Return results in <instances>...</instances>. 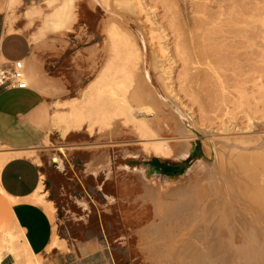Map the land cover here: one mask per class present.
Wrapping results in <instances>:
<instances>
[{
  "label": "rangeland",
  "instance_id": "rangeland-1",
  "mask_svg": "<svg viewBox=\"0 0 264 264\" xmlns=\"http://www.w3.org/2000/svg\"><path fill=\"white\" fill-rule=\"evenodd\" d=\"M48 1L45 0L38 5L42 8L43 15L36 18L33 25L24 17V12L29 9L28 6H19L10 10L7 8L8 0H0V12L6 13L7 21L14 30L23 32L29 38L34 50L39 54L36 61L44 67L42 71L34 70L36 78L30 86L38 88L47 99V136L40 145L24 153L23 156L31 158L41 167L42 178L44 177V180H42L44 191L49 193L48 200L54 203L57 210L55 218H52L49 214L55 225V231L57 230V234L54 235L59 240V247L57 248L61 247L55 253H72L76 257L83 245L95 242L101 245L100 249L88 257L85 256L81 264H158L159 262V264H162V262L165 264L168 257V260H173V262L169 263L167 260L166 264H190L189 262L196 264L198 261L193 259L194 256L198 258L200 251H202V253L200 252L201 256H199L201 259H198L202 262L206 256L203 254H206V251L209 250L208 246L211 247L210 242L212 243L214 240V242L221 244L224 240L222 245L225 246V227H222L225 224L221 222L222 225L217 226L218 220L224 222L225 219L223 217L222 201L219 200L222 192H216L215 194V191L219 190L217 188L220 187L214 185L209 187L204 181V176L197 178L196 163L198 160H202L208 165L216 164L217 173L220 177H223L224 174L229 175L228 169L231 165L229 157L233 154L236 162L234 163L238 167L240 146L235 144L232 145L234 148L232 146H229V148L223 144V140L233 141L238 136L236 140L248 137L260 142V139L264 138V0H108L107 3L113 10L114 7L118 9V12L121 10V13L129 19V25L122 26V31L128 35L132 34L130 35L132 39L136 37L138 40L140 37L143 38L146 44L147 59L150 63H153V59L156 58L157 61H160L159 65L161 64L162 68L157 69V67V70L150 68L153 86L165 97L171 99L170 95L173 94L172 96H175L174 98H177V102L179 101V104L183 107L176 103L173 97L171 100L182 107L190 118L193 117L191 120L194 123L196 122L197 127L210 131L211 135L215 132L216 139H219V142L222 140V143L220 142L217 146V158L209 156L210 154L208 155L203 141L198 140L191 155L184 160H178L175 155L178 150L177 142L174 141L177 138L175 133L177 123L175 120L167 118L168 115L171 117V112L168 109H162L161 114H159V111H157L159 108L150 101L147 103V99L142 97L143 93L140 89L138 90L139 97H136L138 99L134 97V92L138 88L139 71L141 72L142 62L140 61H136L138 69L133 73V82L130 84L127 97H130L134 108L136 106L137 108L148 106L154 111L157 108L155 112L159 121L153 125V129L158 135L156 138L173 141L170 145L175 154L169 159L153 155L148 158L149 160H146L142 155L143 151H141L144 148V143L141 141L136 129L131 124H125L124 117L116 118L108 125L97 123L92 126L93 128L82 129L80 132L70 131L72 132L71 135L63 138V128L53 124L52 116L67 114L72 108L69 102L80 100L90 90L103 68L109 63L112 54L109 49L108 34L111 26L116 21L103 8L96 5L94 0H71L74 5V12L77 15V21L60 33H56L52 29L42 31L43 18L53 10V8L48 7ZM64 1L66 0H55V7L60 6ZM125 2L130 3L132 6L136 4L133 8L130 5V9L125 5ZM115 25L120 27L118 23ZM161 47L167 50L165 54L162 53ZM91 48L92 50H90ZM154 55L157 57L155 58ZM29 70L30 68H28V72L26 71L27 77L30 75ZM160 78L163 79L162 83L165 81L163 84L159 80ZM165 83L169 90L163 86ZM134 104L136 105L134 106ZM250 118L252 123L255 122L254 124L259 125L260 130L255 134L245 135L244 129L251 122ZM159 127H161V130L158 129ZM226 137L234 138L230 140ZM219 146L221 148L223 146L226 152H223L225 150ZM235 146L237 147L235 148ZM237 148L239 149L233 150ZM237 151L239 153L236 155ZM262 151L256 157L242 159L249 167L250 164L252 167L258 166V162L261 161L259 167H257L258 169L251 167L254 172H259L260 185L264 184V166L261 165L264 162V156L262 157L264 149ZM127 152H137L139 156L137 158L129 157L125 155ZM228 153L231 155L229 156ZM257 158L258 160L255 162ZM155 161H163L164 166L173 169L161 176V173L155 169ZM97 167L102 168L97 173L93 172V169ZM252 169L245 174H252ZM164 175H167V178ZM260 177L263 178V181ZM185 178L191 182L189 203H187L188 199L185 202L187 205L180 199L170 198L168 195L157 198L158 200L148 196L150 192L148 186L150 185L157 187L161 184L177 187L185 181ZM198 182L202 187L201 189L197 186ZM202 183H204L203 186ZM193 184L195 185L193 190L197 193L192 190ZM252 186L246 188L247 195L245 196L251 213L249 218L250 216L259 217L261 215H256L258 211L255 210L261 209V205L256 203L255 197L257 194L256 191L253 192L255 186ZM215 188L216 190H214ZM248 194H253L255 197H251V200ZM109 199H112V202ZM191 200L193 202L190 203ZM198 200H200V203ZM81 202H85L87 207L82 206ZM182 202L184 205H182ZM177 205L182 206L177 207L179 211L175 209ZM183 207L186 209H183ZM202 207L205 214L202 212ZM161 208L162 210H160ZM252 209L254 210L252 211ZM194 210L196 213H194ZM180 211H183V215ZM190 213H193L192 215L197 218ZM179 214V217L183 218H181L182 220L178 219ZM211 216L214 217L211 218ZM173 217L175 221L172 219ZM175 217L180 221L178 224ZM186 217L188 218L186 220L187 224L185 223ZM262 217L261 220L264 225V218L262 219ZM0 218L5 221L4 224L15 231L10 213L5 207L1 194ZM170 219L173 220L171 222L173 226L177 224L173 228L170 222H166ZM194 219H198L201 224L197 225L199 222ZM202 220H205L207 227L211 226L208 231L206 227V229L202 227L204 224ZM206 220L212 221L211 224ZM192 225H195L194 228ZM2 226L3 223L2 225L0 223V233ZM179 226H181V231ZM183 228H189L187 229L189 238H180L184 237L183 235L186 236V231ZM195 228L196 231H194ZM197 231L198 233H196ZM179 232L184 234L180 235ZM206 232L214 239L206 235ZM199 234L206 237L207 241L205 238H200ZM175 235L180 236L176 238ZM192 235L193 237H191ZM194 236H197L196 241ZM263 236V233H260V236L257 235L259 239L260 237L263 239ZM158 237L159 239L156 240ZM207 237L212 238V241L208 240ZM160 238L168 241V238H171L172 241L164 243L166 247L169 245V248H167L168 250L171 249V253L170 250L167 251L166 249L165 251L166 247L163 248L160 245L164 242ZM178 238L181 241H178ZM219 238H221V242H218ZM183 239H186V241H183ZM201 239L203 242L205 240L203 244H201ZM60 240L64 241L61 242ZM148 240H150V243L146 245ZM151 242H155L156 245H152ZM170 242H173V245L177 243V246L171 245L173 250L172 247L170 248ZM180 242H182L181 245ZM217 243H214L216 245H213L216 247L212 245L211 249L213 250L214 247L216 250L221 251L218 252L214 249L215 251L213 250L212 253L210 250V253L215 254V256L208 252L209 256L214 258L210 259L207 254L206 258H208L204 259L203 264H213V261L215 264H225L226 258L229 261L228 256L225 254L226 249H220L223 246L220 245L219 247ZM65 244L66 247H63ZM147 247H149V250H147ZM175 247L179 249L183 247L184 251L180 250V253L182 251L185 255L179 254V250H176ZM203 249H207L206 253L203 252ZM163 251L169 252V256H165ZM172 251L175 252L173 254L180 257H176V255L170 257ZM156 253L165 257L162 258L158 254V257L161 258L159 260L155 256ZM148 255L150 257L153 255L158 260H155L156 258L153 256L149 259ZM188 256L193 258L188 259ZM219 256L220 258L216 262L215 257ZM42 257L44 258L43 264H47L51 256ZM187 260L192 261L188 262ZM227 263L229 264V262Z\"/></svg>",
  "mask_w": 264,
  "mask_h": 264
},
{
  "label": "bare ground",
  "instance_id": "bare-ground-1",
  "mask_svg": "<svg viewBox=\"0 0 264 264\" xmlns=\"http://www.w3.org/2000/svg\"><path fill=\"white\" fill-rule=\"evenodd\" d=\"M128 1H131V0H128ZM107 2H108V0L107 1H105V0H94V3L96 5H98L101 8H103L105 10V12L107 14L111 15L113 17L112 19L114 21H116L120 25V27L116 26L115 24H117V23L115 22V24H113L111 26V28L109 30V34H108L109 35L108 36L109 37V49H110V53L112 54V58H111V60L108 61L109 63L103 68V70H102L100 76L98 77V79H96L94 81V84L90 88V90L89 91L86 90L87 92L83 95V97L80 100H72V101L69 102L70 105L72 106V108L67 114H65V115L64 114L63 115H55V116L52 117L53 124L58 125L59 128L62 127L63 128L62 135L65 136L70 131H81L82 129L91 128L93 125H95L97 123H99L101 125H108V124H110V122L112 120H115L116 118H119V117H124L125 124L126 125H130L131 124L136 129V131L138 132V135L140 136L141 141L144 143V148H143V150H141V151H143L142 155L144 156V158L148 159V158L152 157L153 155H155V156H159V157L162 156V157H165V158L169 159L170 157H172L175 154V152L173 151V149H172V147L170 145V143H172L173 141H169V140L164 139V138H156V136L158 137V135H156L157 133L153 129L154 123L159 121V118H158V116H157V114L155 112L156 109L159 108V110L157 109V111H159V114H161L160 111L162 109H168V111L171 112V117H170V115H168L167 118L170 119V120H173V121L175 120L176 123H177V131L175 132L176 135H177V138L174 139V141L177 142V146H178L177 153L175 154L177 159L178 160L187 159L191 155L192 151L194 150L195 143L198 140H202L203 141L204 146L206 148V151L208 152V155L210 154L209 156H213L214 158H217V153H216L217 146L219 145L220 142L222 143V140H220V142H219L218 141L219 139L218 140L216 139V137L214 136L215 132L211 135L210 131L205 130L203 128L197 127L196 126L197 124H195L196 122L194 123L191 120V118H193V117H191V118L189 117V115L185 112V110H183V108H182L183 106L181 104H179V101L177 102V100H176L177 98L175 99L174 98L175 96H172L173 94L170 95L171 99L174 98L175 102L178 103L179 105H181L182 107H180L178 104H175L169 97H165L164 95H162L159 92V90L153 86L152 79H151V74H150V68H153V69L154 68L156 69L157 67H158L157 69L162 68L161 64L159 65L160 61L156 60L157 59L156 55H154L156 59H153L154 60L153 63H150L148 61L146 44H145L143 38L140 37L139 40H138L137 37H136L137 39L136 38L132 39L131 38L132 36L130 37V35H132V34L128 35L127 33H124L122 31L121 27L122 26L126 27L127 25H129L128 24V23H130V22H128L129 19L121 13V10H119V12H118V9H115V7H114V10H113L111 8V6H109V4ZM119 2H121V1H119ZM125 3H126L125 5L128 6L130 9H131V7L133 8V6L136 4L135 3L132 6L130 3L128 4V2H125ZM122 4H124V3H122ZM130 5H131V7H130ZM161 49H162L161 50L162 53L165 54L167 50L164 47H161ZM90 50H92V48ZM92 53H93V51H92ZM183 55H184V53H183ZM136 61L142 62V66L140 67L141 69L139 68L141 70V72L139 71L140 76L138 77L139 78L138 79V81H139L138 82V88L135 87L136 91L134 92V97L135 98L139 97L138 90L140 89V91L143 93L142 94L143 96L142 95L141 96L147 99L146 100L147 103L150 101L151 103L156 105L157 108L155 109V111L153 109L149 108L148 106H140L138 108L136 106V108H137L136 109V108L133 107V105L131 103V100H130V97L129 98L127 97L128 89L130 88L131 82H133V73H134V71H136L138 69V67H137L138 65H137ZM249 68H251V67H249ZM252 68H254V67H252ZM159 80L162 83L163 79L161 80V78H160ZM164 82L165 81H163V83ZM27 83H28V80H27ZM28 85H29V83H28ZM163 86L166 87L167 86L166 83ZM168 88L166 87L167 90H169ZM131 98H132V96H131ZM136 99H138V98H136ZM77 101H79V102H77ZM135 105L136 104H134V106ZM250 121L251 122L244 129V134L245 135H248L250 133L255 134L256 132H258L260 130L259 125L254 124L255 122L252 123V119L251 118H250ZM160 128L161 127H159L158 129H160ZM160 130H158V131H160ZM228 134L231 135L232 133H228ZM238 134H240V133H238ZM258 134H260V133H258ZM226 136H227V134H226ZM228 137H226V138L230 139V140L234 138V137L233 138L232 137L228 138ZM236 138H238V136ZM236 138H235V140L233 139V141H229V140L226 141V139H225V141L223 140V142H224L223 144H225L228 147L232 146V145H235V144L240 146V149L239 148L233 149V150H238V149L240 150L239 151L240 153L238 151H237V153H235L236 151L233 152L236 155L239 153L238 156L240 157V159H238V161H237L238 162L237 163L238 167H236V165H235L236 162L234 161L235 159H234V156H233L232 152L230 151L232 155L229 154L230 152L228 153L229 156L231 155L229 157L231 159L230 160L231 162L229 161L231 165H230L229 169L226 168V169L229 170V173H228L229 175L224 174L223 177H220L219 173H217L218 169H217V165L216 164L208 165L205 162H203L202 160H198V162L196 163V166H195V171H196V177L197 178H199L201 176H204V181L208 184L209 187H211L213 185L216 186V187L217 186L220 187V188H217L219 190L215 191V194H216V192L217 193L218 192L219 193L222 192L221 193L222 196L220 197L222 199L219 198V200L222 201L223 217H224L225 221L223 222L221 220H218L217 226L221 222H222V224L223 223L225 224V225L220 224V225H222V227L223 226L225 227V230H224L225 231L224 232V237L226 239L225 246L222 245L224 243V240L222 241L221 238H219L218 242L222 241L223 243L221 242V244H219L217 242H214V240H213V242L212 243L210 242L209 245H211V247H212V245L214 243H217V245L219 244V247H220V245L223 246V248L221 247L220 249H223V250H224V248L226 249V253L225 254L228 256L229 261H227V258L225 257L226 258V260H225L226 263L225 264H228L227 262H229V264H264V236H263V239H261V237H260V239H259V237H257V235L260 236V233H263V235H264V225H263V221L261 220V217L264 215V186H263L264 184L262 183L263 185H260L261 182L259 180V176H260L259 172L256 173V171L254 172V170L252 169L253 167H256V169H258L257 167H259V165H260L259 162H261V161L258 162V164H259V165L257 164L258 166H253V167L251 166V164H250V167H249V165L245 161H242V159L245 160L248 157H252V156L256 157V155L261 154V153H259L260 151L263 152L262 150L264 149V138L260 139L261 140L260 142H256V140H252V138H248V137H243V139H241V140H236ZM240 138H242V137L240 136ZM222 139H224V138H222ZM232 147L234 148V146H232ZM232 147H231V150H232ZM236 147L237 146H235V148ZM222 148H223V146H222ZM219 149H218V151H219ZM223 150H225V149L223 148ZM223 152H226V150L223 151ZM125 155L129 156V157H134V158H137L139 156V154L137 152L136 153H128L127 152ZM226 155H227V153H226ZM263 156L264 155H262V157ZM107 160H109V159H107ZM257 160H258V158L255 160V162ZM3 162L4 161H0V171H1L2 166H3ZM108 162H110V161H108ZM261 165L264 166V162ZM219 168H220V166H219ZM251 169L253 171L252 174L247 173V175H246L245 173L247 171L251 170ZM261 173L262 172L260 171V174ZM236 175H238V176H236ZM141 176L144 178L142 173H141ZM261 177H260V179L262 180L264 177L263 178H261ZM190 183L191 182L188 179L185 178V181L181 185H179L177 187H171L170 185H161V184H159V186H157V187H153V185H150V186H148V188L150 189V192H149L148 196H150L152 199H157V198H160V197L163 198L164 196L168 195L170 198H174V199H177V200L180 199L184 203L188 199L187 203H189V199H190L189 197L191 195V191H190L191 184ZM204 183H202L201 185L203 186ZM221 183H222V186H221ZM197 184H198L197 185L198 188L201 189L202 187L199 185V182ZM252 185L255 186V190H253V192L256 191L257 195L252 192L253 194L256 195V197H255V195L253 196V194H248V196L250 198L251 197H255L256 200L258 201V202L256 201V203H260L262 210L261 209H256V207H257L256 206L255 207V209H256L255 211L256 212L258 211V214L256 213V215H258V216L260 214L261 215L259 217H254L253 216L254 218L250 216V218H249V215H251V213L249 212V210H250L249 203L247 202L248 200L246 201L245 196L247 195V189L246 188H248V186L251 187ZM197 186H196V188H197ZM194 187H195V185L192 186V190L194 189ZM214 190H216V188ZM43 191H44V187L42 185V186H40L39 190L37 191V193L33 197V200H34L35 203H38V204L44 206L46 208L47 213L50 214V216L52 218H55L57 210H56L54 204L47 200L48 193H44ZM198 191H200V190H198ZM250 191H252V190H250ZM194 193H197V191H194ZM209 199H211V197H209ZM247 199H249V198H247ZM251 200H252V198H251ZM198 201L200 203V200H198ZM211 201H212V199H211ZM218 201H217V204H218ZM163 202H165V201H163ZM174 202H176V201H174ZM191 202H193V200H191L190 203ZM202 202H205V201H202ZM171 203H173V202L171 201ZM184 203L182 205H184ZM206 203H207V201H206ZM254 203H255V200H254ZM154 204H155V202H154ZM163 204H165V203H163ZM193 204H191V205H193ZM157 205H158V203H157ZM168 205H170V204L168 203ZM191 205H190V207H192ZM251 205H253V204H251ZM159 206H157V207H159ZM165 206H167V205H165ZM178 206L182 207L180 205H177L176 208H175L176 211L178 210L177 209ZM199 206H201V205H199ZM174 207H172V208H174ZM186 207L189 208L188 206H186ZM205 208L208 209L207 207H205ZM183 209H186V208L183 207ZM194 209H195V206H194ZM197 209L200 210L199 208H197ZM160 210H162V208ZM253 210L254 209H252V211ZM182 212H181V214H182ZM202 212L203 213L205 212L203 210V207H202ZM173 213H174V211H173ZM194 213H196L195 210H194ZM207 213H209V212L207 211ZM169 216H171V215H169ZM179 216H180V214L178 215V217ZM192 216H194V215H192ZM213 217L211 216V218H213ZM181 218L182 217H179L178 219H181ZM195 218H197V217H195ZM263 218L264 217H262V219ZM161 219H162V216H161ZM172 219L174 220V217ZM172 219H170V221H166V222H170V224H171V222L173 221ZM175 219H176V217H175ZM187 219L188 218L186 217L185 218V223L186 224H187V221H186ZM200 219H202V217H200ZM221 219L223 220V218H221ZM194 220L199 222L197 225L201 224L200 221H198V219H194ZM0 221H1L0 222L1 225L3 223L2 230H1V233H0V264H3L4 259L7 256H9V255L14 257V259H15V263L14 264H43V262H44L43 258L40 257V256H36L32 252V250L30 249L27 241L25 240V238L23 236V232L21 233L20 229L17 228V227H16L15 231H13V229H10L7 224H4V221H2V220H0ZM196 221H194V222L196 223ZM204 221L205 220H202V223ZM206 221L210 222V224L212 222V221H208V220H206ZM160 222H162V221H160ZM163 222H164V219H163ZM166 222H165V226H166ZM176 222L178 224V222H180V221L176 219ZM170 224H169V227H170ZM177 224H175V225H177ZM174 226L171 224L172 228ZM192 226L194 228L195 225H192ZM200 226H202V225H200ZM202 227H204V228L206 227L207 231H208V229H210L209 227H211V226L209 225L207 227L205 225V222H204ZM180 228H181V226H179V229ZM157 229H158V227H157ZM183 229H185V228H183ZM187 229H189V228L185 229L186 236L183 235L184 237H180L181 239L188 237L187 236V234H188L187 233ZM205 229H204V231H205ZM158 230H160V229H158ZM181 230L182 229H180V231ZM157 231H155V232L157 233ZM194 231H196V228L194 229ZM201 231L203 232V230H201ZM212 231H213V229H212ZM171 232H172V230H171ZM188 232H189V230H188ZM193 233H195V232H193ZM196 233H198V231ZM147 234H145V235H147ZM175 234H177V233H175ZM178 234H180V232ZM182 234H184V233H182ZM182 234H180V235H182ZM201 234H203V233H201ZM205 234L209 235L207 232ZM212 234H214V233H212ZM180 235H177V236H180ZM193 235L191 237H193ZM177 236H176V238H177ZM194 237L196 238L197 236H194ZM199 237L201 238L202 235L200 236V234H199ZM209 237H212V236L209 235ZM209 237H207L208 240L212 241L213 237L210 238V239H209ZM180 238H178V241L180 240ZM202 238L206 239V237H202ZM157 239H159V237L156 238V240ZM160 239L164 240V238H160ZM168 239H169V241L171 240V238H168ZM150 240H148L146 242V245L150 243L149 242ZM196 240H197V238L195 239V241ZM216 240H217V238H216ZM153 241H154V239L152 240V242ZM166 241H168V240L165 239L164 242L161 241L162 244L160 243V245L163 246V248L166 247V246H164V243ZM183 241H186V239L185 240L183 239ZM201 241H202V239H201ZM206 241H207V239H206ZM158 242H159V240H158ZM189 242H190V240H189ZM204 242H205V240H204ZM204 242L202 241L201 244H203ZM170 243H171L170 244V248L172 247V250H173V246L174 245L177 246L176 245L177 243L174 244V245H173V242H170ZM181 243L182 242H180V245H181ZM205 244H204V247H205ZM152 245H156L155 242L152 243ZM171 245H173V246H171ZM214 245H216V244H214ZM144 246H145V243H144ZM182 246H184V245H182ZM192 246H193V244H192ZM206 246H208V245H206ZM57 247H59V240L57 238H55L53 240L50 248H49V250H50L49 252H51L52 249H56ZM149 247H147V250H149ZM167 247L169 248V245ZM167 247L165 248V251L167 249V251L170 250L169 252L171 253V249L168 250ZM178 247H181V246H178ZM184 247H186V246H184ZM211 247L208 246L209 250L203 249L204 250L203 252H205L207 250L206 251L207 253L205 252L206 254H203V255L207 256L208 252L210 253V250L212 252L215 249L214 247H216V246L213 247V250L211 249ZM182 248L179 249V248L175 247L176 250H179L178 251L179 254H182V255L184 254L185 255V253H182V251H184ZM186 249H185V252H186ZM144 250H146V249H144ZM180 250H182L181 253H180ZM165 251H163V252H165ZM216 251L219 252L221 250H216ZM169 252H165V256H169V254H170ZM178 252L176 251L177 254H178ZM189 252H190V250H189ZM200 252L202 253V251H200ZM200 252H199V255L197 256L198 258H199V256H201ZM173 253H175V252L172 251V255H170V257L173 256V255L174 256L176 255V257L179 256V255L173 254ZM191 253H193V252H191ZM197 253H198V250H197ZM156 254H155V256H157V258H159L158 257L159 253H156ZM160 254H161V252H160ZM210 254H208V256ZM219 254H221V253H219ZM219 254H216V255H219ZM192 255H194V253ZM211 255L215 256V254H211ZM223 255H221V257H223ZM155 256H153V257H155ZM160 256H162V255H160ZM165 256H162V258H164ZM186 256H182V257H186ZM206 256H205V258H206ZM212 256L211 257L209 256L210 259L212 258ZM151 257L149 256V259ZM190 257L191 256H188V259ZM194 257L195 258L193 260L194 261H198V263H199L200 262L199 259H201V258L198 259V258H196V256H194ZM202 257L204 258V256H202ZM157 258L155 260H158ZM168 258L166 259V261L168 260ZM192 258L193 257H191L190 259H192ZM215 258L217 259L215 261L218 262V259L220 258V256L219 257H215ZM204 259H203V261H204ZM159 260H161V258H159ZM166 261H165V264H166ZM185 261H186V259H185ZM189 261H192V260H189ZM203 261L200 262L199 264H201V263L203 264ZM222 261H223V259H222ZM222 261H221V263H223ZM170 262L172 263L173 260L172 261L170 260L169 263ZM182 262H183V260L181 261V263ZM189 263L191 264L192 262H189ZM198 263H196V264H198ZM162 264H164V262H162ZM213 264H215L214 261H213Z\"/></svg>",
  "mask_w": 264,
  "mask_h": 264
},
{
  "label": "crops",
  "instance_id": "crops-1",
  "mask_svg": "<svg viewBox=\"0 0 264 264\" xmlns=\"http://www.w3.org/2000/svg\"><path fill=\"white\" fill-rule=\"evenodd\" d=\"M44 1L8 0L7 8L13 10L19 6H28L24 17L33 25L35 19L43 15V10L38 5ZM54 2L55 0L47 2L48 7L53 10L43 18L41 30L52 29L60 33L77 21V15L71 0H66L56 7ZM38 57L39 54L34 50L29 38L23 32L14 30L7 21L6 13L0 12V66L10 68L14 62L24 61L27 72L30 68V75L26 76L30 86L35 82L34 70H44L42 64L36 61ZM47 105L45 95L34 86L26 89L0 90V161H4L0 171V194L10 213L12 224L15 229L17 227L21 233L23 232L25 240L36 256H51L47 264H81L85 256L96 253L101 245L95 242L86 243L76 257L72 253H55L61 247L49 252L57 230L54 231L55 225L46 209L33 200L40 186L44 187L42 181L44 177L42 178L41 167L31 158L23 156L40 145L47 136ZM71 133L63 138L70 136ZM155 164L159 167L155 166V169L161 176L173 169L164 166L162 162ZM101 168H94L93 172L97 173ZM109 201L112 202V199ZM81 205L87 207L85 202H81ZM0 220L4 221L2 218ZM63 247H66V244ZM109 256L111 257L110 253ZM11 263L14 264L15 259L9 255L3 264Z\"/></svg>",
  "mask_w": 264,
  "mask_h": 264
},
{
  "label": "built area",
  "instance_id": "built-area-1",
  "mask_svg": "<svg viewBox=\"0 0 264 264\" xmlns=\"http://www.w3.org/2000/svg\"><path fill=\"white\" fill-rule=\"evenodd\" d=\"M28 87L24 61H16L10 68L0 66V90L4 88L26 89Z\"/></svg>",
  "mask_w": 264,
  "mask_h": 264
},
{
  "label": "trees",
  "instance_id": "trees-1",
  "mask_svg": "<svg viewBox=\"0 0 264 264\" xmlns=\"http://www.w3.org/2000/svg\"><path fill=\"white\" fill-rule=\"evenodd\" d=\"M157 162H163V161H157ZM172 175V174H171Z\"/></svg>",
  "mask_w": 264,
  "mask_h": 264
},
{
  "label": "water",
  "instance_id": "water-1",
  "mask_svg": "<svg viewBox=\"0 0 264 264\" xmlns=\"http://www.w3.org/2000/svg\"><path fill=\"white\" fill-rule=\"evenodd\" d=\"M147 160V159H146ZM149 160V159H148Z\"/></svg>",
  "mask_w": 264,
  "mask_h": 264
}]
</instances>
